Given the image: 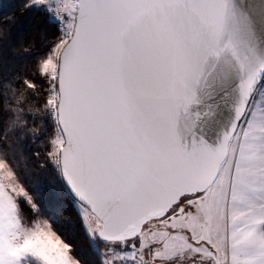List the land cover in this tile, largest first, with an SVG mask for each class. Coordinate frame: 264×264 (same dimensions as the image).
<instances>
[{
  "label": "snow or ice",
  "instance_id": "1",
  "mask_svg": "<svg viewBox=\"0 0 264 264\" xmlns=\"http://www.w3.org/2000/svg\"><path fill=\"white\" fill-rule=\"evenodd\" d=\"M0 264H264V0L0 5Z\"/></svg>",
  "mask_w": 264,
  "mask_h": 264
},
{
  "label": "trees",
  "instance_id": "2",
  "mask_svg": "<svg viewBox=\"0 0 264 264\" xmlns=\"http://www.w3.org/2000/svg\"><path fill=\"white\" fill-rule=\"evenodd\" d=\"M10 2H14V0H0V5L7 4ZM81 243H82V245L86 246L87 245L86 239L82 238Z\"/></svg>",
  "mask_w": 264,
  "mask_h": 264
}]
</instances>
